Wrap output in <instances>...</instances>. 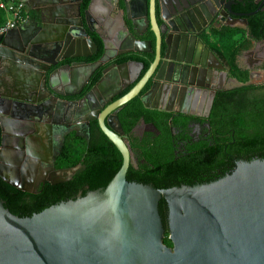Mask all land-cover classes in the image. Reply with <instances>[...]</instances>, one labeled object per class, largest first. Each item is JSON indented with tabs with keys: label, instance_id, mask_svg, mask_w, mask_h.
<instances>
[{
	"label": "water",
	"instance_id": "water-1",
	"mask_svg": "<svg viewBox=\"0 0 264 264\" xmlns=\"http://www.w3.org/2000/svg\"><path fill=\"white\" fill-rule=\"evenodd\" d=\"M21 1L31 7L35 18L0 34V114L17 111L9 105L13 101H23L26 105L20 112L44 109V98L35 100L7 94V86L3 83L8 77L11 80L8 89L18 92L24 90L26 93L36 91L35 83L29 88L27 83L22 84L19 80L20 66L16 59L26 53L25 48L31 36L40 31L38 23L42 25L47 21L52 25V40L57 49L68 46L70 39L74 41L70 46V49L76 50L72 58H87V43L97 52L98 46L87 29L95 33L103 45L100 57L103 65L112 62L120 54L145 52L143 47L150 50V41L137 38L143 34L139 29L141 22L157 36L159 50L155 10L161 14L166 9L170 10L165 18L161 16L167 29L191 34L195 32L192 27L201 23L206 28L205 20L210 23L217 21L224 11L232 18L246 21L247 17L264 6V1L257 0L259 6L256 11L242 14L233 8L243 5L244 0H119V7L125 15L123 20L131 22L130 27L123 26L121 31L132 40V44L123 53L107 57L105 38L100 32L91 30L88 23L93 0L85 8L82 7L83 0ZM103 26L108 29L114 27L109 21ZM190 41H184L182 37L177 47L184 48L187 54L191 51L193 54L196 46ZM165 43L169 45L167 41ZM67 57L71 55L57 53L56 62H52L43 55L36 56V66L45 74L39 72L32 78L38 80L43 76L46 91H52L60 97L66 96L52 86V75L46 74L49 64L55 65ZM200 64L205 68L211 67L204 60ZM111 67L112 64L101 71L99 81L79 101V105L94 96L108 101L121 88L134 84L125 95L106 106L102 112L97 111V116L89 118L98 120L105 136L120 152V169L105 188L89 191L85 196L79 194L74 200L62 201L30 217L13 215L0 200V264H264V159L239 161L231 173L209 184L156 189L149 184L127 181L126 174L132 159L130 147L122 138L123 130L117 114L123 105L143 91L140 100L145 105L154 95L158 98L161 92L158 93L160 90L155 88L157 81L161 80L162 69L154 65L141 76L143 65L137 62ZM86 71L87 64L83 61L65 65L60 67L56 79L66 80L68 73H71L72 85L79 87L87 83ZM172 73H178L176 66ZM179 73L184 75L183 71ZM187 77H194L192 71L187 72ZM114 80L123 86L114 84ZM173 83L176 82L173 80ZM250 83L234 81L231 87ZM180 96V92L173 94L172 91H165L162 103L165 104L166 99H169L171 104ZM213 97L214 93L206 110L210 109ZM196 102L195 98L193 107L197 105ZM202 106L199 105L200 108ZM159 110L171 111L164 107ZM4 155L5 151L0 155V179L15 188L28 191L4 176ZM33 164L36 167L37 162ZM79 168L80 165H77L61 172L59 182L69 181ZM162 199L167 204L171 247L163 242L166 230L159 211Z\"/></svg>",
	"mask_w": 264,
	"mask_h": 264
},
{
	"label": "flooded vegetation",
	"instance_id": "flooded-vegetation-1",
	"mask_svg": "<svg viewBox=\"0 0 264 264\" xmlns=\"http://www.w3.org/2000/svg\"><path fill=\"white\" fill-rule=\"evenodd\" d=\"M93 1L94 3L88 15V23L91 30L100 32V35L105 38L107 43L106 56L110 57L128 50L132 40L126 37L127 35L122 34L123 31L121 30H123V26L130 27L131 22L123 20L125 15L119 7V0ZM258 1L244 0L243 5H238L233 9L237 13H253L259 6ZM89 2L90 0H83L82 7H88ZM250 4H253L255 8L247 9ZM26 6L29 11L28 20L33 21L35 13L30 6L27 4ZM169 14V9H166L162 14L155 10L160 41L159 50L157 49V36L149 26L141 22L139 29L143 31V34L137 36V38L150 41V50L143 47L146 50L145 52L120 54L112 62L103 65L100 61L103 45L95 33L87 29V33L98 46L97 52H94V48L87 43V58H72V55L76 53L75 48L70 49L74 41L70 39L68 46L64 49H57L55 41L52 40L54 35L52 25L47 21H44L42 25L38 23L41 27L40 31L31 36L27 48H25L26 53L16 59L20 66L18 70L19 80L22 84L27 83L29 88L35 83L36 91L26 93L24 90L20 92L10 90L8 86L11 80L8 77L3 82L7 86L5 90L7 94L35 100L44 98L46 102L44 112L35 108L33 109L34 112L28 113L20 112V110L26 108L23 101H13L9 105L10 107L14 106L17 111L0 114V155L5 151V170L2 172L8 181L20 184L28 190H20L0 179V184L4 183L8 186L7 205L23 214L33 212L45 205L49 206L52 201L59 197L60 186L68 182H59L61 179L60 173L70 169L61 166L58 162L61 149L66 144L74 143L75 137H81L89 145L99 143L102 140V135L105 136L98 120H89V118L97 116V111L102 112L106 106L125 95L134 84L125 89L121 88L108 101L99 100L98 96H94L93 99L90 98L82 105H79V101L99 81L101 71L111 64L113 67H118L129 62H137L143 65L141 76L154 65L162 69L160 73L161 80L157 81L158 85L155 88L157 91L160 90L158 93L161 92V95L158 98L155 97L156 95L149 98L144 106L153 110H159L161 107L169 109L171 111H159L171 113L172 118H179L180 116L189 118L185 126L179 125L171 129L172 134L184 131V135L187 136V138L181 137L176 140L175 154L186 151L188 148L185 147L188 144H200L210 142L213 139L209 121L216 103L245 105L252 98H258L261 102L264 101V6L262 10L247 17L246 21L241 18H232L224 11L223 16H220L217 21L210 23L205 20L206 28L201 23L192 27L191 29L195 32L191 34L167 29L161 16L165 18ZM257 16L261 17L259 27H255L254 24V19ZM105 21H109L114 27L109 29L104 27ZM254 28H256V32H254ZM230 36L236 43L220 50L221 42L229 40L230 38L226 39V37ZM182 37L184 41L191 40L190 42L196 46L195 53L192 54L191 51L187 54L184 48L177 47V42ZM166 41L169 43L168 46L165 43ZM74 46H76V43H74ZM57 53L58 55L70 54L71 57L64 58L55 65L49 64L50 68L46 76L52 75L54 79L52 86L58 92L67 94L64 97H60L52 91H46L43 76H40L38 80L32 78L37 76L39 72L45 74L43 70L36 66L37 60L35 57L43 55L50 61L55 60L56 62ZM157 54L158 59H156ZM203 60L211 67H202L200 63ZM81 61L87 64L86 84L74 87L71 73H68L66 80L58 81L56 79L60 67L74 65ZM174 66L178 71L176 75L172 73ZM180 71H183L184 75H180ZM188 71H192L194 76L192 79L187 77ZM14 75L17 76L15 73ZM196 75L199 77H195ZM173 80L176 83H173ZM234 81L241 83L251 81V83L232 88L231 83ZM113 83L118 84L120 87L123 86L122 83H116L115 80ZM235 90L241 91L228 98L224 96L223 99L216 102L218 94ZM165 91H172L173 94L180 92L181 96L176 97L171 104L169 99H166L164 104L162 103V95ZM143 93L144 91L137 97H140ZM212 93H214V97L212 98L211 107L206 110V105L210 101ZM195 98L197 105L193 107ZM200 104H203L201 108L199 107ZM120 112H122V107L118 111V119ZM119 122L123 130L120 119ZM169 124H172V119L169 120ZM122 138L127 141L130 147L131 166L138 168L136 151L131 148L129 135L124 130ZM34 162H37L36 167L33 164Z\"/></svg>",
	"mask_w": 264,
	"mask_h": 264
},
{
	"label": "trees",
	"instance_id": "trees-1",
	"mask_svg": "<svg viewBox=\"0 0 264 264\" xmlns=\"http://www.w3.org/2000/svg\"><path fill=\"white\" fill-rule=\"evenodd\" d=\"M253 8V4L247 6V9ZM5 19L4 12L0 11V25ZM260 23L261 17H255V27H259ZM227 38L230 39L221 42L220 50L236 43L232 36ZM239 91L218 94L216 102ZM119 119L124 132L129 135L130 146L135 149L139 164L138 168L129 166L126 174L129 182L149 184L156 189L209 184L231 173L237 161L264 159V101L258 98L250 99L245 105L216 103L209 121L213 139L188 144L185 147L188 149L178 154L174 153L176 140L187 136L184 131L172 134L171 129L185 126L188 117L172 118L171 113L146 108L140 97H135L122 106ZM58 162L64 167L80 165V168L60 186L59 197L49 206L20 213L7 205L8 186L1 183L0 200L4 207L15 216L30 217L62 201L74 200L79 194L85 196L89 191L105 188L120 169L122 156L104 135L99 143L89 145L81 137H75L74 143L61 149ZM159 211L166 230L163 242L171 247L164 199L159 203Z\"/></svg>",
	"mask_w": 264,
	"mask_h": 264
},
{
	"label": "built area",
	"instance_id": "built-area-1",
	"mask_svg": "<svg viewBox=\"0 0 264 264\" xmlns=\"http://www.w3.org/2000/svg\"><path fill=\"white\" fill-rule=\"evenodd\" d=\"M0 11L5 14V21L0 25V34L28 21L29 11L21 0H0Z\"/></svg>",
	"mask_w": 264,
	"mask_h": 264
}]
</instances>
